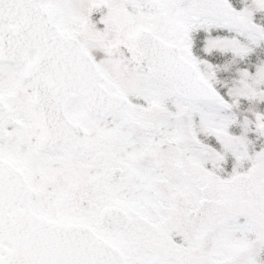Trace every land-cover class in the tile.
<instances>
[{
	"label": "snow or ice",
	"instance_id": "6c2138e0",
	"mask_svg": "<svg viewBox=\"0 0 264 264\" xmlns=\"http://www.w3.org/2000/svg\"><path fill=\"white\" fill-rule=\"evenodd\" d=\"M0 264H264V0H0Z\"/></svg>",
	"mask_w": 264,
	"mask_h": 264
}]
</instances>
